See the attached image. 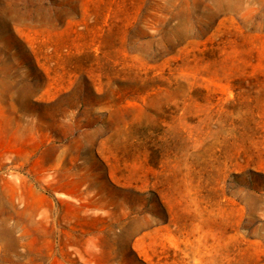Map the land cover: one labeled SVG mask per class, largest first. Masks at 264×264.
<instances>
[{"label": "rangeland", "instance_id": "1", "mask_svg": "<svg viewBox=\"0 0 264 264\" xmlns=\"http://www.w3.org/2000/svg\"><path fill=\"white\" fill-rule=\"evenodd\" d=\"M0 264H264V0H0Z\"/></svg>", "mask_w": 264, "mask_h": 264}]
</instances>
